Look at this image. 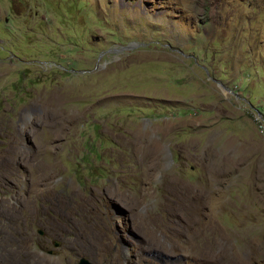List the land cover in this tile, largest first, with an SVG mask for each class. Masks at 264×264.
<instances>
[{
	"label": "rangeland",
	"instance_id": "obj_1",
	"mask_svg": "<svg viewBox=\"0 0 264 264\" xmlns=\"http://www.w3.org/2000/svg\"><path fill=\"white\" fill-rule=\"evenodd\" d=\"M259 125L264 0H0V264H264Z\"/></svg>",
	"mask_w": 264,
	"mask_h": 264
},
{
	"label": "water",
	"instance_id": "obj_2",
	"mask_svg": "<svg viewBox=\"0 0 264 264\" xmlns=\"http://www.w3.org/2000/svg\"><path fill=\"white\" fill-rule=\"evenodd\" d=\"M76 264H92V263H90L87 259L80 257V258H78Z\"/></svg>",
	"mask_w": 264,
	"mask_h": 264
},
{
	"label": "built area",
	"instance_id": "obj_3",
	"mask_svg": "<svg viewBox=\"0 0 264 264\" xmlns=\"http://www.w3.org/2000/svg\"><path fill=\"white\" fill-rule=\"evenodd\" d=\"M259 132L264 137V125H259Z\"/></svg>",
	"mask_w": 264,
	"mask_h": 264
}]
</instances>
